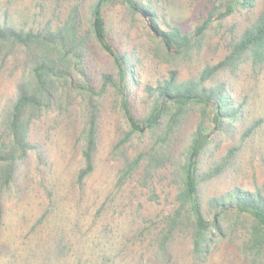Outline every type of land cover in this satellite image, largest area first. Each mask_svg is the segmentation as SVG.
<instances>
[{
    "label": "rangeland",
    "instance_id": "1",
    "mask_svg": "<svg viewBox=\"0 0 264 264\" xmlns=\"http://www.w3.org/2000/svg\"><path fill=\"white\" fill-rule=\"evenodd\" d=\"M57 1L60 2L0 0V6L9 8L10 17L17 25L36 28L50 13L58 12L61 4ZM143 1L146 0L140 3ZM149 1L154 18L120 1L101 0L98 4L112 47L121 45L137 61V76L132 80L137 85L125 86L115 74L113 56L98 43L90 44L86 63L90 79L99 89L93 93L99 105L92 154L94 168L77 182V172L84 162L85 142V107L80 98L67 111L68 117L57 118V109L52 107L47 115L31 125L32 139L42 144L43 150L39 152L41 155L36 149L29 152L4 196L0 264H264V256L245 252V225L249 215L237 210L217 212L215 222L220 230L213 229L203 260L192 257L188 238L179 232L169 246L170 261L161 260L156 252L157 234L162 217L174 206L176 190L171 168L158 170L145 180L141 178L144 165L140 162L132 173L123 177L122 161L113 150L121 134L131 128L123 103L128 104L133 117L141 119L149 111L151 102L146 98L144 85L156 86L157 80L167 76L168 64L176 66L180 77L186 78L196 75L205 64L221 60L228 52L233 34L255 17L264 6V0H254L253 4L248 2L245 6L241 5V0ZM224 1L235 2V10L221 16L226 10L221 4ZM213 8L217 9L200 41L188 53L178 54L175 48L156 41L160 38L156 29L165 28L164 22L178 25L195 39L196 27L205 23ZM166 48L171 53L169 56H156V51ZM17 65L18 60L12 57L2 67L0 107L14 94L19 72L13 68ZM102 72L114 73L115 85L103 84ZM237 73L230 82L233 96L238 101L243 100L242 117L236 122L239 134L229 138L210 123L206 130L208 146L198 159L199 170L223 155L248 124L256 119L261 122L251 137L243 140L237 156L238 166L220 180L202 186L208 194L223 191L235 183L244 188L264 183V65L259 74L254 75L249 62H245ZM198 120V108L191 107L177 127L176 146L177 151H183L184 163L190 161L186 147ZM159 126L160 123L156 127L144 123L131 134L125 143L130 158L151 145L160 131ZM192 160L193 156L190 169L195 166Z\"/></svg>",
    "mask_w": 264,
    "mask_h": 264
},
{
    "label": "trees",
    "instance_id": "2",
    "mask_svg": "<svg viewBox=\"0 0 264 264\" xmlns=\"http://www.w3.org/2000/svg\"><path fill=\"white\" fill-rule=\"evenodd\" d=\"M116 1L126 3L132 9L144 10L152 18L155 16L149 0L144 3L140 0ZM57 2L61 4L58 12L50 13L45 22L36 28L17 25L10 17L9 8L0 6V72L12 57L18 60L13 70L19 72L13 96L0 107V228L4 218V196L12 186L19 167L33 149L42 154L39 152L43 150V145L32 139L31 125L47 115L52 107L57 109V118L68 117L67 111L77 98L81 99L85 107V142L82 149L84 162L77 172V182L80 183L94 168L92 154L96 144L99 105L93 93L99 89L91 81L86 63L90 44L98 43L113 56L115 74L125 86L137 85L132 82L137 76V61L121 45L113 48L108 41L105 18L98 0ZM248 2L253 4L254 0L240 1L243 6ZM221 4L226 8L221 16L235 10V2L224 1ZM217 8H213L204 24L196 27L195 39L178 25L164 22L165 28L156 29L160 37L156 41L175 48L178 54L188 53L200 41L207 22ZM233 35L223 58L216 63L205 64L196 75L182 78L179 69L168 64L167 76L157 80L156 86L144 85L146 98L151 102L149 111L141 119L133 117L128 104L123 103L131 128L121 134L113 148L122 161L123 177L132 173L140 162L144 165L141 178L145 180L158 170L171 168V180L176 189L174 206L162 217L156 239L157 256L165 263L170 261L169 246L178 232L188 238L192 257L203 260L213 229L220 230L218 222H215L217 212L224 214L233 210L249 215V222L245 225V252L264 256V183H255L249 188L235 183L214 194L205 193L202 188L208 182L225 177L238 166L237 156L243 140L251 137L261 120L248 124L236 141L226 147L225 153L212 159L207 167L201 170L198 167V159L208 146L206 130L210 123L229 138L239 134L236 122L242 117L243 100L238 101L233 96L235 93L230 80L238 76L237 72L245 62H249L254 75H258L264 65V6ZM156 52V56L161 57L171 54L167 48ZM102 75L103 84L115 85L114 73L102 72ZM191 107L199 110V120L186 147V152H193L192 163L195 166L192 169L189 162L182 161L183 151H177L176 146L177 127ZM144 123L151 127L160 123V131L155 134L151 145L130 158L125 143ZM225 205L228 208H224Z\"/></svg>",
    "mask_w": 264,
    "mask_h": 264
},
{
    "label": "water",
    "instance_id": "3",
    "mask_svg": "<svg viewBox=\"0 0 264 264\" xmlns=\"http://www.w3.org/2000/svg\"><path fill=\"white\" fill-rule=\"evenodd\" d=\"M101 0H98V4L100 3ZM192 156H193V152L190 154V161H189V166H190V163H191V159H192ZM226 207V205L224 206V208Z\"/></svg>",
    "mask_w": 264,
    "mask_h": 264
}]
</instances>
